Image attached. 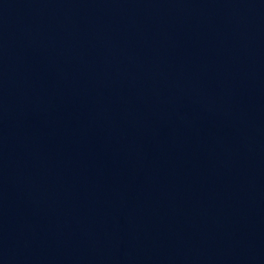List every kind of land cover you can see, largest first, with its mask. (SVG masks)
Listing matches in <instances>:
<instances>
[{
	"label": "water",
	"instance_id": "95a60500",
	"mask_svg": "<svg viewBox=\"0 0 264 264\" xmlns=\"http://www.w3.org/2000/svg\"><path fill=\"white\" fill-rule=\"evenodd\" d=\"M0 264H264V0H0Z\"/></svg>",
	"mask_w": 264,
	"mask_h": 264
}]
</instances>
